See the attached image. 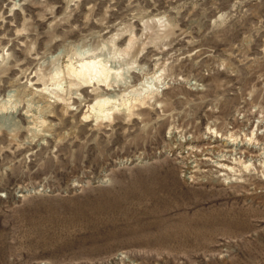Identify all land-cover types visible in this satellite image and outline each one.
<instances>
[{"label":"rangeland","instance_id":"1","mask_svg":"<svg viewBox=\"0 0 264 264\" xmlns=\"http://www.w3.org/2000/svg\"><path fill=\"white\" fill-rule=\"evenodd\" d=\"M130 37L155 97L82 120L50 73ZM0 109V264H264V0H0Z\"/></svg>","mask_w":264,"mask_h":264},{"label":"bare ground","instance_id":"2","mask_svg":"<svg viewBox=\"0 0 264 264\" xmlns=\"http://www.w3.org/2000/svg\"><path fill=\"white\" fill-rule=\"evenodd\" d=\"M112 42H114V39H112ZM133 43L134 38L130 37L128 45L125 49H119L114 46L113 55H109L111 53L105 54L103 51L102 53L95 52V54L91 53L90 55H87V53L84 57L78 58L75 62L72 61V59L69 60L63 68L53 69V73H50L49 79L51 83L56 86H59L62 83L60 79H66L70 88L74 85H85L83 83H93L92 90L90 91L88 98L94 96V101H89L88 99L86 104L88 110L82 115V120L90 118H95V120L106 117L108 118L114 114L115 111H123V114H133L138 107H141L142 105L144 106V104L150 102L155 97V92L159 90L155 89V76L144 78V80H142L139 84L140 87L137 90L131 91L128 94L124 93L121 96L118 94L119 83L123 81V72L127 69L121 62H119V54L128 53ZM139 70H143V67L139 68ZM30 86L31 94L37 97L39 101L41 100L47 108L54 106L56 111L57 107H60L59 105H63L61 106V118H64L66 114L68 115L74 110L77 113L82 111L84 108L82 102H77V107L73 108L70 105V101L73 99L72 101L74 102L75 98H66L60 94L56 88L50 90L49 92L48 79L43 74H37L35 81L30 84ZM112 102L114 105L111 104L109 106L108 104ZM25 115L28 119H36V116L34 113H30V110L26 111ZM48 116L53 117L54 114H49ZM45 117L47 118V116ZM45 119L43 118V121L41 122L43 125L46 122V126L48 122ZM205 164L207 165V163ZM228 168L229 167L227 165L221 164L217 166V170L214 171L220 176V173ZM201 171L202 170H199V172Z\"/></svg>","mask_w":264,"mask_h":264},{"label":"clouds","instance_id":"3","mask_svg":"<svg viewBox=\"0 0 264 264\" xmlns=\"http://www.w3.org/2000/svg\"><path fill=\"white\" fill-rule=\"evenodd\" d=\"M17 7L19 6V5H16Z\"/></svg>","mask_w":264,"mask_h":264}]
</instances>
